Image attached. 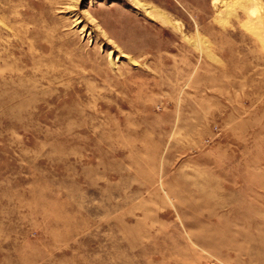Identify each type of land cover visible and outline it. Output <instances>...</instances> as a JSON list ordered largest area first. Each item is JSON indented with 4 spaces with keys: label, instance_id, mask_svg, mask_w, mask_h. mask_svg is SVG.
Segmentation results:
<instances>
[{
    "label": "rangeland",
    "instance_id": "1",
    "mask_svg": "<svg viewBox=\"0 0 264 264\" xmlns=\"http://www.w3.org/2000/svg\"><path fill=\"white\" fill-rule=\"evenodd\" d=\"M0 264H264V0H0Z\"/></svg>",
    "mask_w": 264,
    "mask_h": 264
},
{
    "label": "bare ground",
    "instance_id": "2",
    "mask_svg": "<svg viewBox=\"0 0 264 264\" xmlns=\"http://www.w3.org/2000/svg\"><path fill=\"white\" fill-rule=\"evenodd\" d=\"M219 0H214V2H218ZM236 4V2L234 1V3L232 5H227L225 8L226 10H230L234 5ZM136 5L139 6L141 9L144 10V15L146 17H148L149 19L153 20V21H157L158 23L164 24L165 25H171V22H169V20L156 8L153 7H149L146 4H140L138 2H136ZM237 5V4H236ZM225 10V11H226ZM222 14V13H221ZM223 16V15H222ZM174 25V24H173ZM247 26L254 31L255 33L257 32V29L252 25V22H247Z\"/></svg>",
    "mask_w": 264,
    "mask_h": 264
}]
</instances>
